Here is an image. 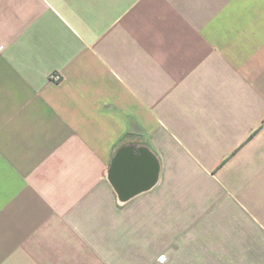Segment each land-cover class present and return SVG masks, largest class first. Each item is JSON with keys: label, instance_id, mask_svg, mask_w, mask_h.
<instances>
[{"label": "crops", "instance_id": "0c3cea01", "mask_svg": "<svg viewBox=\"0 0 264 264\" xmlns=\"http://www.w3.org/2000/svg\"><path fill=\"white\" fill-rule=\"evenodd\" d=\"M0 264H264V0H0Z\"/></svg>", "mask_w": 264, "mask_h": 264}, {"label": "water", "instance_id": "95a60500", "mask_svg": "<svg viewBox=\"0 0 264 264\" xmlns=\"http://www.w3.org/2000/svg\"><path fill=\"white\" fill-rule=\"evenodd\" d=\"M129 148H127V147H125V148H123V149H121L118 153H117V155H116V157H115V160H114V163H113V166H112V169H111V173H110V175L111 176H115V172H117L118 171V169H119V167L122 165V163L123 162H125V160L127 159V157H128V153H129V150H128ZM140 160H142L141 158H140ZM127 169V168H126ZM155 178V177H154ZM114 179H115V181H116V187H117V190H118V192H119V194H120V196H121V200L124 202V201H127V199L129 198V196H131V195H129V190H130V188H129V186H128V183L129 182H131V178L130 177H128V176H125V178H124V180L126 181V183H124V184H122V182H120V180L119 179H117V178H115L114 177ZM136 178H134V180H135ZM154 180H156V179H154ZM155 182V181H154ZM154 182H153V184H154ZM134 183V182H133ZM135 187V189L136 188H140V187H138V185H136V186H134ZM150 187H151V184H150ZM149 187V188H150ZM139 193V191H136V192H134L133 193V195L132 196H135L136 194H138Z\"/></svg>", "mask_w": 264, "mask_h": 264}, {"label": "built area", "instance_id": "2783aa9c", "mask_svg": "<svg viewBox=\"0 0 264 264\" xmlns=\"http://www.w3.org/2000/svg\"><path fill=\"white\" fill-rule=\"evenodd\" d=\"M56 80H59L60 78H59V76H53Z\"/></svg>", "mask_w": 264, "mask_h": 264}]
</instances>
